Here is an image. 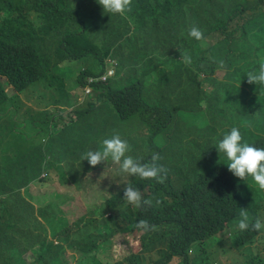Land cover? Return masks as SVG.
I'll use <instances>...</instances> for the list:
<instances>
[{"label":"trees","instance_id":"16d2710c","mask_svg":"<svg viewBox=\"0 0 264 264\" xmlns=\"http://www.w3.org/2000/svg\"><path fill=\"white\" fill-rule=\"evenodd\" d=\"M191 26L201 40L187 36ZM261 51L264 0H130L122 15L103 13L96 0H0V264H87L142 219L151 227L137 228L139 251L113 264H224L228 250L240 255L225 258L228 264H251L242 236L222 224L246 205L256 213L264 201L252 194L260 190L240 185L212 146L235 126L245 142L264 148V89L243 76ZM107 60L118 63L115 78L87 84L105 73ZM147 75L158 94L143 96L139 78ZM86 85L94 95L83 108L54 115L50 105H69L67 93ZM114 133L142 163L147 146L151 156L162 145L170 150L163 175L152 179L149 205L129 208L121 195L129 177L114 174L89 182L105 196L72 223L27 199L52 172L62 185L81 186L87 169L73 168L80 154ZM100 163L103 174L109 161ZM130 184L147 199L146 181ZM157 197L164 209H153ZM204 209L229 234L223 244L192 245V224H201ZM38 216L56 240L38 232H45Z\"/></svg>","mask_w":264,"mask_h":264},{"label":"clouds","instance_id":"9594fccd","mask_svg":"<svg viewBox=\"0 0 264 264\" xmlns=\"http://www.w3.org/2000/svg\"><path fill=\"white\" fill-rule=\"evenodd\" d=\"M103 11V13L109 15H122L130 9V0H96ZM187 36L195 41H199L202 38L200 29L196 26H191L187 30ZM185 64H191V56L185 53L182 57ZM110 60H107L109 62ZM221 66L223 62H220ZM109 67V69H108ZM118 68L117 61H110L106 67V71L103 75L97 78H88L87 84L107 83L108 79H113L116 76ZM108 69V71H107ZM249 83H254L257 89H264V51L256 54V68L253 71L247 72L245 75ZM81 89L85 91L87 99L94 95L92 87L89 85L77 87L71 91ZM69 91L67 94L70 96ZM86 99V100H87ZM54 115L62 118V112L54 113ZM98 149H88L80 154V161L86 160L88 165L96 166L100 162L109 161L108 169L106 171L114 170V175L120 177L124 175L129 177L126 185L122 189V199L129 208H143L149 205L151 201L142 198V192L131 183L132 180L146 181L145 179L159 178L158 175H163V169L156 161L158 156L153 154L151 156L150 163H142L131 152V148L127 140L121 137L119 134H112L104 137L99 142ZM217 153L222 154L224 158V165L227 166L228 171L239 179L240 185L255 188L258 190H264V148L261 145H253L245 142L242 139L241 131L238 127H230L224 131L219 138L215 141L214 146ZM76 186L78 189H82L83 185ZM96 192V191H95ZM98 201L88 206L87 211L95 204L102 202V196L105 194L96 192ZM236 228L240 231L245 229L260 230L264 228L261 218L251 217L245 210H241L238 213V219L236 221ZM138 227L144 231L150 229V225L146 220H140ZM137 227V228H138ZM137 228L135 230H137ZM133 230V231H135ZM109 249L100 251L95 254V260H89L87 264H103L99 255H108Z\"/></svg>","mask_w":264,"mask_h":264},{"label":"rangeland","instance_id":"374dc122","mask_svg":"<svg viewBox=\"0 0 264 264\" xmlns=\"http://www.w3.org/2000/svg\"><path fill=\"white\" fill-rule=\"evenodd\" d=\"M73 67V66H71ZM162 66L160 65L159 68ZM109 69V67H108ZM107 69V71H108ZM252 70V69H250ZM77 73L74 72L73 78H75ZM222 76V72L215 73V77L220 78ZM139 82L141 83V92L143 96L150 95V90L153 89L156 93H159V89L154 87L152 83L151 76L147 75L145 79L139 78ZM54 84V83H53ZM8 91V87L5 88ZM86 94L85 91L82 92L81 89L74 90L70 92V96L68 98L69 105L66 106H53L50 105L49 108L53 111V113H57L62 111V115L65 116L68 112H75L84 107L86 102ZM22 111V110H21ZM55 121H60L61 119L54 118ZM186 123H189V119L187 117L184 118ZM262 128V127H261ZM151 149L147 146L140 152V157L145 162L146 158H151ZM158 160L156 163L164 168V164L167 161H170V150L166 145L159 146L158 148ZM81 166L87 169V174L85 176V184L83 185L82 189H78L76 187H69L62 185L59 180L57 179L56 175L52 172L48 176H42L41 178L44 179V185L41 186H33L31 191H35L34 200L32 201L31 196H33L31 191H28L29 197L27 199L34 204V206H43L46 211L50 214H58V210L63 213L64 218L69 222L72 223L82 217L86 211L88 206L94 204L98 201L96 195V187L89 184L90 181L94 180L97 181L99 184L103 182H109L111 175L114 174V170L112 171H105V173H100V164L98 163L96 166L88 165L86 160L79 161L74 164V167ZM126 178V177H123ZM147 183V187L143 190L147 194V200L153 201L154 197L150 195L149 188L153 184V180L148 178L145 179ZM163 185V181L159 180L157 184V188L159 189L160 186ZM155 192V191H153ZM252 194L258 198H262L264 201V190L261 191H252ZM255 206H259L256 202L254 203ZM264 206V204H263ZM153 209H164L163 199L156 198L152 204ZM254 207L252 205H246L243 207V210L247 211L249 215L253 218L259 217L261 218L262 223H264V208L259 206V210L256 213H252V209ZM241 211V210H240ZM239 211V212H240ZM175 209H173L172 214H175ZM238 212V213H239ZM238 213L231 216V218L225 219L222 227H229L235 233H238V237L242 236V240L244 242H239L241 246H243L247 253L246 256L252 259L251 264H259V261L264 264V228L260 230H249L245 229L240 231L236 228V221L238 219ZM195 216V213L191 212L188 215V221L191 222L192 217ZM211 215L208 213L206 209L203 210L202 215L200 218V225L192 224V232L196 233V236L193 237L192 245L195 242L205 241L208 244H223L227 239L229 234L225 232H218L216 223L210 219ZM37 220L42 224V228L44 231H38L42 235H46V240H56V234L52 235V228L50 225L45 224L44 220L41 216L37 217ZM142 230H136L131 234L120 235L119 241L117 242L115 247H111L108 252L109 257L104 255H99L98 257L102 259L103 264H113L115 261H118L121 256L125 252H138L139 247V236L141 235ZM253 238L249 242V237ZM237 237V238H238ZM37 243L40 240L36 241ZM46 244V243H45ZM100 247L105 249L106 247L100 244ZM156 248L152 249V254H155ZM69 254L70 252L67 250L66 252ZM28 254V253H27ZM225 258L234 259L239 258L240 255L232 250H228ZM225 258L221 259V262L224 264H228ZM176 262V259L172 260V263ZM73 264V263H71Z\"/></svg>","mask_w":264,"mask_h":264}]
</instances>
